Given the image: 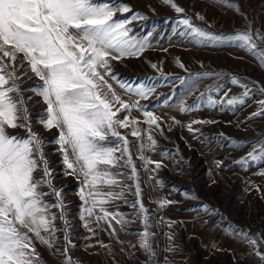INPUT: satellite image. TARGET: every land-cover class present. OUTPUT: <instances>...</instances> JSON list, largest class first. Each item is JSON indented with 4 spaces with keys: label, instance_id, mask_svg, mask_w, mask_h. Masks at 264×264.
<instances>
[{
    "label": "snow or ice",
    "instance_id": "1",
    "mask_svg": "<svg viewBox=\"0 0 264 264\" xmlns=\"http://www.w3.org/2000/svg\"><path fill=\"white\" fill-rule=\"evenodd\" d=\"M220 2L239 11L231 0ZM163 3L178 14L185 11L175 0H163ZM131 11L126 4L103 0H0V264H41L35 242L46 246L49 251L54 248L56 233L61 231L56 224L57 219L65 225L64 239L71 244L62 192L52 184L43 151L44 142L38 133L31 130L27 100L32 97L25 98V90L18 83L28 76L29 71L40 83L30 86L27 91L40 97L46 105L39 122L47 130L58 129L56 142L63 155V163L71 170L66 174L75 175L81 181L79 196L84 210L80 219L84 227L95 235L90 224L99 226L103 221L115 234L113 221L122 228L134 222L105 207L112 201L124 199L125 191L132 187L123 183L126 173L113 169L129 168L131 174L127 179L136 181L134 194L138 198L141 195L129 140L118 130L131 128L132 136L143 139L141 129L136 127L140 121L131 116L133 109L143 114V123L149 129V143L146 146L141 144L139 159L145 166L155 164L151 171L161 167L160 162L144 155L145 147L154 149L156 146L151 130L160 128V117L140 103L154 93L155 87L142 84L132 89L121 84L122 88L138 97L135 101H126L107 79L113 75L111 61L138 57L149 46L147 40L130 35L132 30L128 27L134 20L146 19L141 13H135L128 20L114 19L117 12ZM197 18L204 19L199 14ZM176 24L183 30H174L175 33L195 44L238 42L264 66V49L257 44V40L264 43V33L258 30L249 27L234 34L215 35L194 26L186 15ZM25 64L28 67L21 72ZM178 64L184 67L179 61ZM152 67L157 66L153 64ZM231 83L245 91L241 96L227 98L226 105H244L252 89L241 84L236 77L231 79ZM180 84L186 85V81L180 79ZM191 91L192 87L188 86V92ZM260 91L264 93V88ZM207 100L213 106L225 104V101L213 100L211 96ZM258 103L261 110L251 116H264V100ZM178 107L180 111L191 110V107H185L183 100ZM121 112L126 113L122 118L119 116ZM9 128H24L28 135L24 138L10 135ZM189 130L194 131L191 125ZM250 162L264 163V141L259 143V147L253 145L252 151L240 161L242 165ZM38 170L42 173L40 176L35 175ZM44 188L48 190L43 191ZM116 188L120 190L116 191ZM49 195L55 196L54 203L45 200ZM168 203L172 202L163 200L160 207ZM130 207L137 209V215L142 216L144 222L139 247L150 257L154 256L147 209L139 199ZM52 209H58L59 216ZM204 210L209 211L207 205ZM238 234L249 245H257V239L247 233ZM57 253L64 256L63 264H74L67 248L63 252L57 249ZM255 254L264 262V252L257 250Z\"/></svg>",
    "mask_w": 264,
    "mask_h": 264
},
{
    "label": "crops",
    "instance_id": "2",
    "mask_svg": "<svg viewBox=\"0 0 264 264\" xmlns=\"http://www.w3.org/2000/svg\"><path fill=\"white\" fill-rule=\"evenodd\" d=\"M27 67L28 65L25 64L20 71L23 72ZM26 77H32L30 82L34 86L40 83L30 71ZM239 81L252 89L250 98H245L244 105L227 106V98L241 96L245 89L234 84H230L231 88L228 89V85L223 84L217 92L210 91L211 94H206V97L211 96L213 100L225 101V104L217 103L213 106L207 100L203 108L196 109L191 106L193 104L192 92L196 91V88H192L191 93H189L191 110L188 111L187 115L182 114L178 107L181 103L180 100L173 106L174 119L166 121L165 124L174 136V141L180 143L183 140L190 151L202 150L201 156L204 158L206 173L208 178L210 177L211 183L219 182L220 185L224 183V185L227 184L229 190H235L237 216L233 220L230 219V222L229 217H227V221L221 224L212 222L206 225L203 224V219L197 212L191 211L181 214L176 210L181 205V194L174 189L161 188L160 182L164 178L165 169L172 173L173 179L176 176L179 178V164L176 162L179 155L176 157V152H174L173 156L170 157L165 152L145 147L144 155L152 161L160 162L161 167L151 171L155 168V164L145 166L143 161L139 159V150L142 143L145 146L149 143L147 140L149 129L148 125L143 123L144 116L133 109L131 116L140 121L136 127L141 129L143 139L132 136L130 134L131 128L118 130L129 140V150L137 168L141 195L138 198L134 194L136 181L127 179V175L131 174L129 168L113 169V171L126 173L123 183L132 187L130 191H125L124 199L112 201L105 207L111 212L121 213L125 218L134 222L122 228L120 224L113 221L112 226L116 229L115 234H112V228H109L107 223L103 221L100 222L99 226L96 223H91L90 227L95 230V235H93V232L84 227V222L80 219L84 210V203L79 196L81 181L75 175L66 174L71 170H68L63 163V155L56 142L58 129L47 130L39 122L40 117L36 120L38 127L42 129L40 133L43 132L42 138H45V142L53 138L51 146L57 150L56 156L60 158L59 169L64 176L62 182L71 184L72 191L76 193L78 201L76 221L82 225L84 230L79 236L81 240H87L88 243L87 249L83 242L82 248L77 250L76 260L74 255L67 251L74 264H147V259H144L147 254L139 247L140 234L144 231V222L142 216L137 215L138 206L137 209L130 207L131 204L137 202L135 199H139L147 209L148 223L150 224L148 230L151 233L150 243L155 253L153 264H159V262L163 264H185V257L176 253L171 245L172 241L181 233L186 234L188 239L203 241L208 255H230L234 264H250V253L256 252V250L261 251L259 244L257 243L256 248H254L238 233H247L257 241L264 240V175H260L261 172H264V163L250 162L242 165L240 161L252 151L253 145L259 147V143L264 141V116H251L253 112L261 110L258 101L264 100V93L260 91L261 88H264V71L259 72L257 77L241 78ZM116 92L122 99L130 101L122 90ZM29 93L33 100L32 108L41 112L39 116L43 115L46 105L33 92L29 91ZM125 114L121 112L119 116L122 118ZM194 121H200V123H194ZM160 124L164 125V121H160ZM189 125L194 131L189 130ZM22 129L9 128L7 131L10 135L24 138L26 136L22 134ZM203 129L205 130L204 136H202ZM110 139L113 138L110 137ZM218 141L221 142V146H218ZM41 174L39 170L35 173L36 176ZM42 190L44 191L45 188ZM115 190L119 191L120 189L116 188ZM142 195H144L143 199ZM45 200L53 203L47 196ZM163 200L172 203L160 207V202ZM52 211L58 215L56 209H52ZM199 224H202L200 229H198ZM262 225L263 230L261 231ZM169 236L172 238L169 239ZM56 237L55 246L51 251L38 241L35 242L36 250L41 257V264H63L64 256L57 253L58 233H56ZM157 241H162L160 242L162 248H156Z\"/></svg>",
    "mask_w": 264,
    "mask_h": 264
},
{
    "label": "rangeland",
    "instance_id": "3",
    "mask_svg": "<svg viewBox=\"0 0 264 264\" xmlns=\"http://www.w3.org/2000/svg\"><path fill=\"white\" fill-rule=\"evenodd\" d=\"M103 2L123 3L130 6L132 11L117 12L114 16L116 20H128L137 12L146 17V19L134 20L128 27L132 30L130 35H135L137 39L147 40L149 46L138 57H125L118 61H111L113 75L107 78L113 88L118 92L119 90L125 92L130 101H135L138 97L122 88L121 84L132 89L142 84L155 87L154 93L147 100L140 101L146 109L160 117V121H164V125L160 124L159 129L153 127L151 130V135L156 140L154 150L165 152L170 157L174 152H176V157L179 155L176 159L179 164V178L176 176L173 179L172 173L165 169L164 178L160 182L161 188L174 189L181 194V205L176 208L181 214L195 211L206 225L212 222L221 224L227 221V217L230 222V219L233 220L237 216L235 190H229L227 184L224 185V183L223 185L219 182L211 183L206 173L204 158L201 156L202 150L190 151L183 140L180 143L174 141V136L165 124L173 118L175 103L183 100L185 107H189L188 86L196 88V91L192 92L193 104L191 106L196 109L203 108L207 103L206 94L210 95V91L217 92L223 84H227L230 89L229 85L232 84L233 77L238 79L257 77L259 72L264 71V66H261L256 56L241 48L238 42L235 44L230 42L195 44L176 34L174 30H183L176 24V21L186 15L191 18L194 26L215 35L234 34L237 31L248 30L249 27L264 33V0H231V3L238 6L239 11L224 6L220 0H175V3L185 10L180 14L164 4L163 0H103ZM197 14L203 16L204 19H198ZM257 44L259 48L264 49V43L257 40ZM178 61L184 65L183 68L179 67ZM153 64L157 67L153 68ZM180 79H184L186 85H181ZM18 83L25 90L23 96L25 98L31 96L27 91L29 86H34L30 79L24 77ZM201 93H204L203 97ZM27 107L32 132L38 133L40 139L45 142V138H42L43 132L40 133L42 129L38 127L36 121L41 112L32 108V99L27 100ZM187 113L188 111H182V114L187 115ZM22 130V134L27 137V130L24 128ZM204 132L203 129L202 136ZM52 140L53 138H50L44 143L43 151L51 171L52 184L62 192L65 218L69 222L68 237L71 241L70 245L65 241L63 231L65 225L57 219L56 224L61 229L57 232V249L63 252L67 248L68 253L74 255L76 260L77 250L82 248L83 242L87 249L88 241L80 239L79 235L84 230L82 225L76 221L78 202L76 193L72 191L71 184L62 182L64 176L59 169L60 158L56 156L57 150L51 146ZM218 146H221L219 141ZM47 190L45 188L44 191ZM47 197L53 203L55 202L54 195ZM143 198L144 195H142ZM205 205L209 211L204 210ZM56 212L59 216L58 209ZM198 227V229L202 228V224ZM261 241L264 240H258L259 248L264 252V243ZM160 242L162 241H157V249L162 248ZM171 245L176 253L185 257V264H234L230 255H208L203 241L188 239L186 234L178 235ZM249 258L252 261L250 264H264L255 252L250 253ZM144 259H147V264L154 262V256L147 255ZM159 264L163 263L159 262Z\"/></svg>",
    "mask_w": 264,
    "mask_h": 264
}]
</instances>
